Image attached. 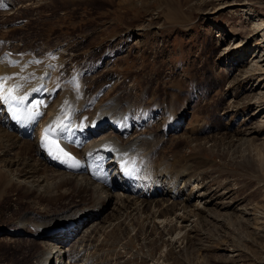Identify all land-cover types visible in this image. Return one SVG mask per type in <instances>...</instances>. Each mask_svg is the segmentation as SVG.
Listing matches in <instances>:
<instances>
[{
	"label": "rangeland",
	"instance_id": "rangeland-1",
	"mask_svg": "<svg viewBox=\"0 0 264 264\" xmlns=\"http://www.w3.org/2000/svg\"><path fill=\"white\" fill-rule=\"evenodd\" d=\"M8 2L11 8L0 10V35L7 33L9 46L20 45L24 54L44 46L66 50L71 61L60 83L77 80L86 87L90 114L98 102L118 97L125 105L119 104L121 111L133 107L138 117H150L151 123L138 122V131L156 146L176 107L177 113L185 105L189 109L184 123L164 137L156 160L159 150L151 157L156 166L169 162L170 179L158 178L149 164L164 193L147 206L140 198L130 208L118 201L115 209L121 208L110 211L86 248L77 247L81 257L71 258L72 264H264V30L257 29L264 23V0H0V5ZM70 43L77 47L67 49ZM79 68L88 70L81 79ZM31 148L7 153L10 167L0 163V174L12 179L9 188L0 187V264H28L25 255L41 250L9 240V230L26 212L46 216L67 202L94 200L91 188L77 192L51 172L47 186L30 194L16 175L24 159L36 163ZM186 163L192 164L187 182L181 177ZM37 171L34 179L43 180L44 171ZM171 185L181 191L178 205L168 200Z\"/></svg>",
	"mask_w": 264,
	"mask_h": 264
},
{
	"label": "bare ground",
	"instance_id": "bare-ground-1",
	"mask_svg": "<svg viewBox=\"0 0 264 264\" xmlns=\"http://www.w3.org/2000/svg\"><path fill=\"white\" fill-rule=\"evenodd\" d=\"M7 4H8V6L13 5V3H11V2H8ZM1 5H2V3H1ZM9 8H11V7H9ZM263 24L264 23L261 24L260 28H257L259 31L264 30ZM0 40H4L5 44L6 43L8 44L4 48H3L4 45H0V55L2 53H10L15 58H23V63L29 59L32 60V62L25 69L22 68L23 64H19V66L16 68H10L6 64H4V65L0 64V75H3V73H5V72L9 73V74L16 73L20 78H23V81L25 82V86H27L26 89H31L34 86L38 85L39 81L43 78V76H42L43 74L48 73V77H50V79L47 82V86L49 87V89H51L52 92L60 90L57 99H55L54 102L51 103L50 107L48 108L46 118H50L53 115L61 112V110H58V108L62 107V106L66 107L69 105V103H72L73 104L72 106L77 111H80V112H82L85 108L92 105V100L88 97L89 93L84 92V90H87L86 87L83 88L82 86H80L79 83H77V80L67 82L66 84H63L62 82H61L62 84L60 83L61 78L64 79V76H65V75H63V69H65V68L67 69L69 67L68 63L71 61V59L66 56V52H65L66 50L65 49H64L65 51H63L62 48L58 47L55 51H52L53 48H52V50H50V49H47L46 46H44L41 48L42 51L37 53V54L36 53L24 54L22 47H19L20 45L19 46L18 45H10L9 46V43H11V42H9L10 37L8 36L7 33L0 35ZM67 47H66L67 49L71 50L73 47L75 48L77 46L76 45L74 46L72 43H70V44H68ZM5 48L6 49L9 48L10 50L8 49L9 51H7V50L3 51V49H5ZM43 50H45V51L43 52ZM11 55H9L10 56V62L14 61V58ZM86 57H87V55H86ZM4 61H6V58H4L2 60V63H4ZM10 82H15V81L12 79V80H10ZM98 93L100 96V92H98ZM8 98L16 99L13 97H8ZM30 101H31L32 107L43 106L45 103V100H42L41 98L30 99ZM119 104H122L120 98H118V97L110 98L109 97V99H107V100H103L100 103L98 102L97 106L96 105H95L96 107L94 106L95 110L92 114H90L91 112L90 113L87 112V113H84L81 115L79 114L78 115V121L80 122V120L85 117L90 124V128L92 129L93 134L96 131L98 132L97 134H94L96 136L102 134V132H107V131H105L106 125H104V122H107V125L109 127L108 130L112 126L114 128V130L117 131V133H115L114 131H110V134L102 135L99 138L95 139L93 141L95 147L107 146L113 152L118 153V156L120 158L122 156L123 157L125 156L126 158L127 157L131 158L132 161L139 162L141 165L144 166V172L149 175L150 181H152V183H157L159 180L155 177V174L152 171V167L150 168L149 164L152 163L153 160H156V156L160 153L159 149H161L160 147H162L161 145H163V143H164V137L169 132L179 128V126H181L184 123V120L186 119V116L189 113V109L187 108V105H185L181 108L180 112L177 113V111L180 109V107H176L175 113L174 114L172 113L171 114L172 116L170 115L172 118L170 120H168L169 125L164 129V134H162V136H161L162 144L157 143L158 142L157 141L156 142L157 144H155V142H154V144L156 146H153V144H151L152 139L149 138L148 136H146L145 134H143V135L140 134L141 131H138V128L140 126V124L138 122L142 123L143 121L141 119H143L144 122L145 121L147 122V118H148V117H146L147 114H144V118L138 117V114L136 113L137 109L135 110L133 107H129L126 110V112L121 111L119 109ZM124 106L125 105H123V107ZM160 108H159V110H160ZM92 110L89 109L88 111H92ZM156 110H158V109H156ZM186 111H187V113H186ZM153 113H155V112H153ZM153 113H151V114H153ZM164 115H165V113H164ZM149 118H148V120L151 123V120ZM44 121L46 123L52 124L55 127L58 126V122H59V121H55L53 119H45ZM119 121H121L122 125L126 126L127 131L132 129L131 135L129 134V132L125 133L124 135L119 134L118 131H120V130L118 129L119 127L117 125V122H119ZM165 125L166 124H164V126ZM101 126H104V127H102L100 129ZM161 131H162V129H161ZM31 147L35 148L36 151L38 152L37 140L33 141L31 139L30 140L23 139V138H20L16 134L9 133L7 131V129L2 127L1 119H0V163L5 162L7 164V166L10 167L12 165L13 160H6L4 158V156L7 153L9 154V152L16 150V149H18V150H21V149L29 150ZM33 148H31V149H33ZM108 148H106V149H108ZM24 150H22V151H24ZM138 150H140L142 155H140V152ZM157 150H159V152L155 155L154 153H156ZM153 154H154V156H153ZM37 155H39V153H37ZM152 156H153V159H152V162H150ZM175 157H177V156L173 155L170 158L172 159ZM21 159H22V157H21ZM167 161H168L167 159L161 160L160 164L157 166L154 163H152L153 169L157 170L156 176L158 178H164V179L169 178L170 179L169 175L171 174V170L169 169V165H168L169 162H167ZM176 161H177V159H176ZM15 162H17V161H15ZM20 165L23 166V169L21 172H19V174L17 173L16 177H18L17 179L23 178L25 180V181H22L23 186H24V188H26L29 191L30 194H31V192H34V193L38 192L39 193L41 190H43V189H40L39 187L45 188L43 186H45L47 184L46 181H47L48 175H49L47 173L51 172L52 177L55 178V179L53 178L55 181H58V182L63 181L65 183H72L76 187L77 192H82V191L84 192V191H87L88 188H91L90 191L92 190V193L94 196V200H93L92 204L82 203L80 205V203H75L73 201H70L71 203L70 202L65 203V204H67V206H66V208H64L61 211H56V212L50 213L46 216H44L45 214H43L41 216L36 211H34V212L28 211L23 215L22 218H20V220H18L16 222V225L14 227H12V229H10L8 232V234L11 235V238L9 240L11 242L22 243V244L23 243H28V244L31 243L33 245H39L41 247V250L38 251L36 255L33 253L32 254L28 253L25 255V259H27L28 257L30 258V261H26V263L28 262V264H55V260H56V264L65 263V255L66 254H65V252L63 254V251H62L63 248L61 249V247L64 243H66V241H68L70 239H72L73 241L68 242L71 245V247L69 246L70 248H67L66 252L69 251V253H71L70 256H68L69 254L67 256H68L69 260L72 258V262H74V260H76L78 258V256L81 257V254H79V255L77 254V247H85L86 248V245H87L89 239L91 238V235L96 233L97 231H99L102 228V224H103L105 218L108 216V214H110V211L112 209H115L116 203L118 201L121 204L123 203L122 205H124V207H129L132 200H133V202L135 201L134 202L135 204H137L136 203L138 201L137 198H139V197L131 198V196L127 195L126 193L119 194L121 192H117L111 188H106V187H102L99 185H97V187H92L96 184L92 183L87 177L76 176V175L67 174L65 172H62V171L56 169L55 167L48 165V163L42 158H37V161L35 164H32L30 159H24L23 162H20ZM191 166H192V164H190V163H186L183 166V169H184L183 172H185V174L183 177L182 176L183 174L181 173V177L187 179L186 182L190 180L189 174L187 172H190L189 168H191ZM37 169H39V171L40 170L44 171L42 173L43 180L42 179H34L37 177V176H35V174H37V172H38ZM186 176H188V177H186ZM10 179L11 178L7 177V175L5 173L0 174V183L3 180V183H1L0 187H2V188L4 187L6 189L9 188L10 187L9 184L11 183ZM31 179H33V181H29L30 183L26 182V180L28 181ZM161 180H163V179H161ZM178 181H179V179L176 178V181H173V182H175L177 184ZM22 183L20 182L19 185L22 186ZM42 184H44V185L41 186ZM19 185H17V186L19 187ZM116 186L119 187L118 184ZM160 187L162 188V185ZM173 187H174V191L171 193V190ZM168 188L170 189L168 195L171 193L168 196V200L169 201L172 200L173 205L180 204V201L178 199L182 196V195H180L181 191L180 192L177 191L178 187H176V185L168 186ZM120 190H122V189L120 188ZM44 192H45V194L50 193V191H48L47 189H45ZM125 194L127 196H124ZM35 195H36V193H35ZM4 196H5V194L3 195V197ZM123 196L125 197L124 200H123ZM51 197H52V195L49 196V200ZM0 198H2V197H0ZM190 198H191V196H189V199ZM92 199H89L86 202L88 203ZM109 202H110V204H109ZM149 202H152V200L150 201V199H144L143 201L142 200L140 201V205L141 206H147V204H150ZM158 202H159V204H161V206H163L165 204V201H163L164 204L160 201H158ZM109 205L110 206L112 205V206L110 207ZM108 207H110V208H108ZM119 207H120V205L118 206V209H119ZM118 209H115V210L117 211ZM30 210H32V208ZM165 213H167V212H165ZM72 223H74V226L77 229L76 235L65 233L63 231V230L67 231L72 226ZM81 226H82V232H81ZM143 230H145V229H143ZM14 234H17L19 236L16 238H13ZM149 241H151V240H149ZM63 259H64V262H63ZM65 264H67V263H65Z\"/></svg>",
	"mask_w": 264,
	"mask_h": 264
}]
</instances>
